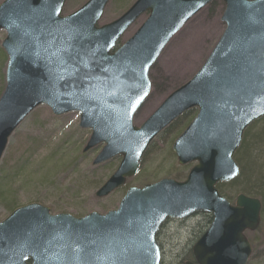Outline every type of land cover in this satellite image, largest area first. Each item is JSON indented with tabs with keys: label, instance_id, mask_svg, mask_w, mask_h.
<instances>
[{
	"label": "water",
	"instance_id": "water-1",
	"mask_svg": "<svg viewBox=\"0 0 264 264\" xmlns=\"http://www.w3.org/2000/svg\"><path fill=\"white\" fill-rule=\"evenodd\" d=\"M214 0H136L98 25L110 0H88L63 15L66 0H4L2 47L8 55L0 96V162L9 138L38 106L59 116L80 112L91 129L84 150L104 143L93 164L122 159L96 191L105 197L135 176L152 141L185 111L197 114L172 145L179 165L195 163L185 180L162 178L127 189L118 207L76 217L37 202L0 221V264H161L157 235L171 218L213 215L178 264H248L246 230L261 223L262 201L244 193L232 203L216 185L240 174L235 154L244 133L264 117V0H221L226 28L208 58L140 125L150 71L170 40ZM146 20L121 46L143 14ZM27 257V259H25Z\"/></svg>",
	"mask_w": 264,
	"mask_h": 264
},
{
	"label": "rangeland",
	"instance_id": "rangeland-1",
	"mask_svg": "<svg viewBox=\"0 0 264 264\" xmlns=\"http://www.w3.org/2000/svg\"><path fill=\"white\" fill-rule=\"evenodd\" d=\"M86 1L66 0L62 14L71 13ZM135 1L110 0L99 24L117 19ZM224 8L222 1H214L190 19L171 39L151 69L152 89L135 116V125H141L171 92L190 80L200 69L225 29V23L221 20ZM146 17V14L140 17L126 31L121 42L132 36ZM5 37L6 31L0 30V95L5 87L8 59L1 47ZM195 114L192 112L186 121L180 119L172 130L155 138L142 159L138 174L130 178L124 187L108 196L98 197L96 191L116 170L122 156L93 164L104 144L84 150L91 130L79 126L80 113L57 116L46 105L37 107L12 134L0 162V185L4 184L5 188L0 190V221L14 210L8 209L7 201L12 199L17 202V207L37 202L49 207L54 214L66 212L80 217L92 211L106 213L116 209L129 186H142L165 177L182 181L188 169H180L182 166L178 164L172 145ZM259 128V121L252 124L248 128V137ZM235 159L238 160L237 155ZM261 160L259 163L264 173V157ZM180 173L181 176H177ZM229 183H224L223 189L227 195L230 193L228 196L234 202L239 189L229 187ZM237 186L241 188V182ZM255 197L261 199L263 208L262 198ZM209 216L206 212H198L185 219H169L164 224L158 234L162 264H177L190 259L193 245L210 225ZM259 229L247 232L253 244L248 264H264V209Z\"/></svg>",
	"mask_w": 264,
	"mask_h": 264
},
{
	"label": "trees",
	"instance_id": "trees-1",
	"mask_svg": "<svg viewBox=\"0 0 264 264\" xmlns=\"http://www.w3.org/2000/svg\"><path fill=\"white\" fill-rule=\"evenodd\" d=\"M192 112L195 113L196 110L192 109L184 113L179 119H177L173 124H171L163 133H167L168 131L172 130L180 119H182V121L184 119L185 121L189 119V116L192 114ZM259 127L260 128L258 129V131L255 134L249 135V137H248V133H249L248 129L245 131L243 142L240 148L238 149V151L236 152L238 159L237 161L240 165V174L234 180L230 181L228 185L229 187L234 189L237 187V189H239V193L242 192L250 196H260L263 200V208H262L263 210L264 209V173L262 172L263 168L262 165H260L259 161H262L261 158L264 157V117L259 120ZM181 168L187 170L189 169V166H182L180 167V169ZM177 176L180 177L181 173ZM238 182H241V188L237 186ZM3 185H0V190H5ZM224 185L226 184L219 183L217 184V188L219 189L221 194L226 196L228 199H231V197L228 196L230 195V193H228L227 195V193L224 191L223 189ZM7 202H8V209L12 210L17 207V202L15 200L12 199ZM209 217H210L209 223H211L212 216L210 215ZM189 258L190 259L192 258V250L190 251Z\"/></svg>",
	"mask_w": 264,
	"mask_h": 264
},
{
	"label": "snow or ice",
	"instance_id": "snow-or-ice-1",
	"mask_svg": "<svg viewBox=\"0 0 264 264\" xmlns=\"http://www.w3.org/2000/svg\"><path fill=\"white\" fill-rule=\"evenodd\" d=\"M25 259H27V257H25Z\"/></svg>",
	"mask_w": 264,
	"mask_h": 264
}]
</instances>
